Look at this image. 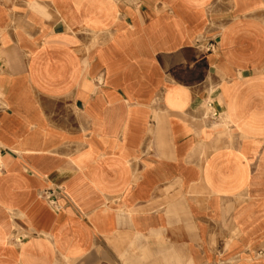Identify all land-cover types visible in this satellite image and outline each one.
Masks as SVG:
<instances>
[{
    "label": "crops",
    "instance_id": "0c3cea01",
    "mask_svg": "<svg viewBox=\"0 0 264 264\" xmlns=\"http://www.w3.org/2000/svg\"><path fill=\"white\" fill-rule=\"evenodd\" d=\"M263 10L0 0V264H264Z\"/></svg>",
    "mask_w": 264,
    "mask_h": 264
},
{
    "label": "built area",
    "instance_id": "2783aa9c",
    "mask_svg": "<svg viewBox=\"0 0 264 264\" xmlns=\"http://www.w3.org/2000/svg\"><path fill=\"white\" fill-rule=\"evenodd\" d=\"M50 203H51V205H53V206H54V204H55V202H54V201H51Z\"/></svg>",
    "mask_w": 264,
    "mask_h": 264
},
{
    "label": "rangeland",
    "instance_id": "374dc122",
    "mask_svg": "<svg viewBox=\"0 0 264 264\" xmlns=\"http://www.w3.org/2000/svg\"><path fill=\"white\" fill-rule=\"evenodd\" d=\"M263 15H264V10H263Z\"/></svg>",
    "mask_w": 264,
    "mask_h": 264
}]
</instances>
